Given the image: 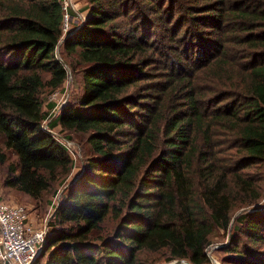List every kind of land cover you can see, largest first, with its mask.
<instances>
[{
  "label": "trees",
  "instance_id": "obj_1",
  "mask_svg": "<svg viewBox=\"0 0 264 264\" xmlns=\"http://www.w3.org/2000/svg\"><path fill=\"white\" fill-rule=\"evenodd\" d=\"M85 3L64 34L62 0H0V188L60 189L42 264H210L224 238L264 264L240 244L264 242V0Z\"/></svg>",
  "mask_w": 264,
  "mask_h": 264
},
{
  "label": "rangeland",
  "instance_id": "obj_2",
  "mask_svg": "<svg viewBox=\"0 0 264 264\" xmlns=\"http://www.w3.org/2000/svg\"><path fill=\"white\" fill-rule=\"evenodd\" d=\"M85 0H67V30L63 32L64 34L68 33L70 30L77 29L80 26V23L86 17L87 10L85 9ZM70 11L72 15H70ZM73 83L71 82V78L68 77L65 81L63 88L55 91V92H46L43 95V110L46 112V118L48 119L50 116H54L57 114L59 109L64 106L65 103L69 102L71 96L70 92L73 90ZM49 102L54 103V108L52 110H48L46 105ZM46 126V120L44 121ZM51 134L58 142H62L63 144H67L69 146L70 151H68L71 158L74 160V168L72 170L71 177L76 175L78 172L81 171V161L84 159V151H83V144L80 142V137L78 135H72V139H66L68 131L64 130L62 127L57 126L53 130H51ZM4 167L0 168V177L2 174ZM253 170V169H251ZM64 185V184H63ZM62 185V186H63ZM61 186V187H62ZM60 189L58 188L56 193H52V189L49 190L45 196L44 204H40V206L35 207V204L32 201L14 190H2L0 188V199L5 202L16 203L22 206H25L28 215H29V222L33 225V227H43L44 225L48 228V223L50 221L52 212L54 210V206L57 203L60 195ZM47 202V203H46ZM259 208H264V198L258 205ZM257 206V207H258ZM40 207V208H39ZM264 210V209H263ZM259 222L264 223V214L258 215L255 217ZM227 244L226 238L219 240L216 239L214 243L206 250L208 254V258H213L216 261V264H233L228 262V253H225L220 248H223ZM245 244L249 247H252L256 253H262L257 260L261 263L264 262V242H258L256 244L250 243L248 238L243 235L241 238V243ZM220 249V250H219ZM41 253V252H40ZM40 259V261H39ZM43 258L41 259L39 256L36 258L33 264H42ZM210 260V264H215ZM251 263H256L251 262ZM249 263V264H251ZM168 264V263H163Z\"/></svg>",
  "mask_w": 264,
  "mask_h": 264
},
{
  "label": "built area",
  "instance_id": "obj_3",
  "mask_svg": "<svg viewBox=\"0 0 264 264\" xmlns=\"http://www.w3.org/2000/svg\"><path fill=\"white\" fill-rule=\"evenodd\" d=\"M62 10V30L65 32L67 30L65 22L67 20V0H62ZM48 131L52 133L51 130ZM64 145L70 151L69 146ZM47 229L46 225L33 227L29 222L25 206L0 200V264H33L45 244ZM209 259L216 264L213 258ZM167 263L190 264L183 259Z\"/></svg>",
  "mask_w": 264,
  "mask_h": 264
},
{
  "label": "water",
  "instance_id": "obj_4",
  "mask_svg": "<svg viewBox=\"0 0 264 264\" xmlns=\"http://www.w3.org/2000/svg\"><path fill=\"white\" fill-rule=\"evenodd\" d=\"M42 251V250H41Z\"/></svg>",
  "mask_w": 264,
  "mask_h": 264
}]
</instances>
